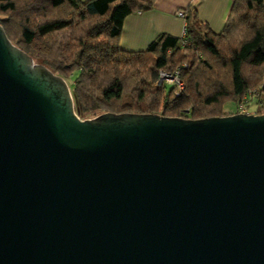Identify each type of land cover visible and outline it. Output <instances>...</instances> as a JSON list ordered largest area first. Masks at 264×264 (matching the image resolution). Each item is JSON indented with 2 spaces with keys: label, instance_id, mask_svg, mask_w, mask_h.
<instances>
[{
  "label": "water",
  "instance_id": "95a60500",
  "mask_svg": "<svg viewBox=\"0 0 264 264\" xmlns=\"http://www.w3.org/2000/svg\"><path fill=\"white\" fill-rule=\"evenodd\" d=\"M0 264H264V113L80 118L0 24Z\"/></svg>",
  "mask_w": 264,
  "mask_h": 264
},
{
  "label": "trees",
  "instance_id": "16d2710c",
  "mask_svg": "<svg viewBox=\"0 0 264 264\" xmlns=\"http://www.w3.org/2000/svg\"><path fill=\"white\" fill-rule=\"evenodd\" d=\"M154 1L0 0V24L13 44L71 82L80 118L135 112L197 119L238 112L242 103L261 113L264 0H233L218 32L184 8L186 44L162 33L144 50L121 48L125 18ZM159 71L178 74L179 94L158 82ZM228 102L236 111H225Z\"/></svg>",
  "mask_w": 264,
  "mask_h": 264
},
{
  "label": "crops",
  "instance_id": "0c3cea01",
  "mask_svg": "<svg viewBox=\"0 0 264 264\" xmlns=\"http://www.w3.org/2000/svg\"><path fill=\"white\" fill-rule=\"evenodd\" d=\"M233 0H155L151 9L128 15L119 39L121 48L129 51L144 50L162 33L180 37L184 20L177 10L195 9L199 20L215 32L222 29Z\"/></svg>",
  "mask_w": 264,
  "mask_h": 264
},
{
  "label": "rangeland",
  "instance_id": "374dc122",
  "mask_svg": "<svg viewBox=\"0 0 264 264\" xmlns=\"http://www.w3.org/2000/svg\"><path fill=\"white\" fill-rule=\"evenodd\" d=\"M24 50V49H23ZM25 51V50H24ZM36 62H38V60H35ZM39 63H41V62H39ZM161 72L162 73H164L165 74V76L166 77H162V79L160 78V75H161ZM169 75L170 74H167L166 72H164V71H159V77H158V82L160 83V82H170L171 83V81H170V79L171 78H169ZM67 81V83H68V85H70V81L69 80H66ZM70 87V86H69ZM251 102H253V100L251 101ZM256 105L255 104H251V105H249V109H247L246 108V110H244V112H247V113H256L255 111H256ZM224 109H225V111L226 112H229V111H236V109H237V105L234 103V102H228L226 105H225V107H224ZM245 109V108H244ZM264 109V108H263ZM100 113H102V112H100ZM100 113H98V114H100ZM261 113H264V110L261 112ZM97 114V115H98ZM226 115H228V114H226ZM96 116V115H95ZM94 117V116H93Z\"/></svg>",
  "mask_w": 264,
  "mask_h": 264
},
{
  "label": "built area",
  "instance_id": "2783aa9c",
  "mask_svg": "<svg viewBox=\"0 0 264 264\" xmlns=\"http://www.w3.org/2000/svg\"><path fill=\"white\" fill-rule=\"evenodd\" d=\"M176 14L180 17H184V13H183V10H177L176 11ZM185 37V29H183V32L180 36V38L182 39V44H186V39L184 38ZM162 77H166L164 73L161 72V75H160V78L162 79ZM169 78L171 83L174 84L176 86V89H177V94L180 93V90L183 88V84L182 82L178 79V74L176 73L175 75H169ZM170 83V82H169ZM244 105L243 103L239 105V110L238 112H244Z\"/></svg>",
  "mask_w": 264,
  "mask_h": 264
}]
</instances>
